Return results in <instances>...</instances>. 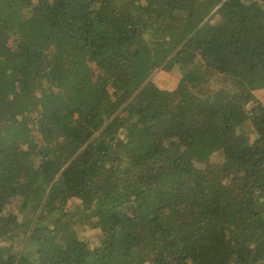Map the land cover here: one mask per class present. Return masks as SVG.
Listing matches in <instances>:
<instances>
[{
  "label": "trees",
  "instance_id": "trees-1",
  "mask_svg": "<svg viewBox=\"0 0 264 264\" xmlns=\"http://www.w3.org/2000/svg\"><path fill=\"white\" fill-rule=\"evenodd\" d=\"M261 87L264 0H0V264H264Z\"/></svg>",
  "mask_w": 264,
  "mask_h": 264
},
{
  "label": "rangeland",
  "instance_id": "rangeland-1",
  "mask_svg": "<svg viewBox=\"0 0 264 264\" xmlns=\"http://www.w3.org/2000/svg\"><path fill=\"white\" fill-rule=\"evenodd\" d=\"M94 67V66H93ZM94 70L96 71V67H94ZM179 70L177 69V67H175L173 70H171L170 72H165L164 73H160L156 76L155 78V83L158 84L159 86L163 87V88H167V89H173L177 86L178 81H179ZM160 75V77H158ZM213 84H212V89H217L219 87H222L226 81L222 80L219 76L215 77L213 80ZM254 95L261 101L263 107H264V87L258 88V89H254L253 90ZM250 128L248 127L247 130H249ZM250 139L252 140L253 135H250ZM250 142V140H249ZM213 157L210 156L209 160H211ZM195 165L197 167H201L203 165V162H196ZM96 220V219H95ZM94 220V223L96 222ZM100 228H89L88 226H83L82 227V233L80 234L82 237H86L90 243L92 244L97 243L98 239H99V235L101 234L99 231Z\"/></svg>",
  "mask_w": 264,
  "mask_h": 264
}]
</instances>
